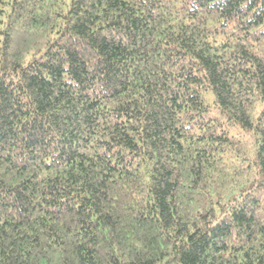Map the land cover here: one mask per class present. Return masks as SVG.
Masks as SVG:
<instances>
[{
    "label": "trees",
    "instance_id": "1",
    "mask_svg": "<svg viewBox=\"0 0 264 264\" xmlns=\"http://www.w3.org/2000/svg\"><path fill=\"white\" fill-rule=\"evenodd\" d=\"M0 264H264V0H0Z\"/></svg>",
    "mask_w": 264,
    "mask_h": 264
}]
</instances>
